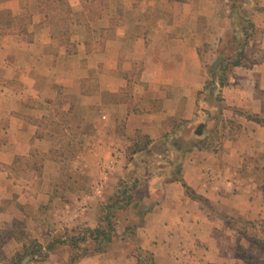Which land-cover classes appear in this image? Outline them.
<instances>
[{"label": "crops", "instance_id": "obj_1", "mask_svg": "<svg viewBox=\"0 0 264 264\" xmlns=\"http://www.w3.org/2000/svg\"><path fill=\"white\" fill-rule=\"evenodd\" d=\"M50 1L0 0V12L30 15L26 34H0V253L18 250L25 205L52 196L55 164L35 185L13 178L14 158L37 146L45 112L72 108L96 129L97 180L78 195L81 215L134 184L139 222L133 238L75 264H141L137 247L155 264L239 262L234 221L264 219V0H65L75 18L61 30ZM93 8L101 14L89 19ZM100 206L95 219L79 215L87 228L101 223Z\"/></svg>", "mask_w": 264, "mask_h": 264}, {"label": "rangeland", "instance_id": "obj_2", "mask_svg": "<svg viewBox=\"0 0 264 264\" xmlns=\"http://www.w3.org/2000/svg\"><path fill=\"white\" fill-rule=\"evenodd\" d=\"M92 1L96 6H99V4H103L104 6V4L107 5L111 0ZM58 3L54 2L55 6H58L61 10L62 7ZM93 9L97 10V8ZM57 11L59 10L53 12L52 17L56 30H61L62 26L59 25L60 19H62L60 24L66 21L65 18H67V23H73L71 20L75 17L71 13L65 14L64 11ZM96 12L91 13L95 14ZM12 17L13 15L9 16L8 12L1 11V25L11 24L13 22ZM80 19L83 20L84 18L78 17L77 20L79 21ZM66 30L69 37H77L79 35V31L75 26H72L71 29L67 27ZM88 33H91L90 30H88ZM87 36L91 40V35L88 34ZM67 45L70 44L67 43ZM96 47L98 48L99 46L97 44L94 46L91 41L87 44V48L89 49L94 50L97 49ZM93 83L94 81L90 84L93 85ZM74 100L71 98V101ZM50 114L54 115L59 122L52 120L53 118ZM45 115L47 117L37 122V128H39L42 136L38 138L40 141L33 149L39 152L37 159L44 157L43 163L46 160H50L51 163L55 164V169L47 172L50 174L49 179H45L48 184L51 181V200L48 203H38L37 207L35 203L34 208L31 207L33 203L25 205L23 209L21 208L25 217L23 220L15 221L13 224V229L17 227L18 244L20 245L18 250L12 249L7 251L6 254L4 252L0 253V264H6L13 256H16L17 261L21 262V264H67L72 251L67 246L68 238L79 236L88 227L87 222L79 216L82 213L81 209L86 207V203L77 200H79L78 195L91 193L94 182L97 180L96 174L94 175L96 160L93 153L90 152L96 137L94 123L83 120L81 127H76L78 124L76 120L79 118L77 109L72 111L66 109V111H63V109L56 108L53 112H45ZM95 115L96 112L94 110V117ZM32 160H34L33 157L23 156V159L14 165L11 174L15 179L30 178L33 180V184L41 185L44 177H37L34 175L36 174L34 171H27L26 169V164ZM42 172L41 176L43 175ZM88 205L89 208L81 216H87L88 214L93 219H95L99 207H101L100 205L105 206L100 201H94ZM121 216L124 225L130 215L123 212ZM234 222V226H240L241 233L244 232L249 237L259 238L264 241V219L258 218L254 221L242 220L241 222L235 220ZM253 245L242 238L234 252L235 256L239 258V262L236 264H264V252L258 254L259 250L254 248ZM50 246L51 250H47ZM86 246L91 249L92 245L87 244ZM39 249L43 253H37ZM74 252L78 254V251ZM93 255H90V258L93 259L97 256ZM92 259L88 258L82 262L83 264H101L95 262V260L88 261ZM120 264L133 263L129 260H123Z\"/></svg>", "mask_w": 264, "mask_h": 264}, {"label": "trees", "instance_id": "obj_3", "mask_svg": "<svg viewBox=\"0 0 264 264\" xmlns=\"http://www.w3.org/2000/svg\"><path fill=\"white\" fill-rule=\"evenodd\" d=\"M42 4L44 3L47 6L49 5L48 3H51L52 1L50 0H41ZM53 2H59L58 4L61 5V10L66 11L68 14L71 13V10L69 8V5L67 3V9L63 10V7L66 4L65 0H53ZM50 7V5L48 6ZM96 11V9H94ZM47 15L51 14V17H53V10L51 11H46ZM92 12V11H91ZM98 11L94 14H88L89 19H95L97 16H99L101 13ZM78 19V17L76 16ZM76 19V21H78ZM13 22L11 24L7 25H1L0 23V34H9V33H14V34H26V25L29 23L30 20V15L27 11L21 12L19 15L13 16L12 17ZM27 39L31 41V35L27 34ZM240 44V43H239ZM238 44V45H239ZM238 56H236L234 59L229 60V63L231 65H237L239 63ZM209 83L207 82V86ZM68 111H72V108H70ZM78 124L76 127H81L83 120L77 119L76 120ZM206 147V146H205ZM39 152L36 151L35 149H31L28 153V157H33L34 160H32L30 163L26 164V169L27 171H34L37 177H41V171H42V165H43V160L44 157L41 159H37V154ZM23 159V156H16L14 158V165L16 163H19V161ZM13 165V167H14ZM18 165V164H17ZM134 184L128 185V184H122L121 187H119L115 194L108 200V202L105 204L103 207V217L100 220L101 223L91 229V228H86L82 233L79 234V236H72L68 238L67 240V246L69 249H71V255L68 258L67 264H75L81 259H83L86 256H90L92 254L96 253H102L105 252V248L108 243L112 242L114 239L122 237H134L135 234L133 233L134 228L136 227L137 223L135 220V216L132 213L133 211L131 210L134 203L132 201L133 198V192H134ZM183 186L186 189V192H189V188L183 184ZM129 210V211H128ZM126 212L130 216L126 219L127 225L124 227L121 231L122 228V213ZM121 213V215H119ZM241 237L245 239V241H249V243L254 244L253 247L257 248L259 250L258 254L264 252V241L260 240L259 238H253L249 237L246 234L241 233ZM64 243V242H61ZM92 245L91 249L87 248L86 245ZM47 250H51V246L47 248ZM74 251H78L75 253ZM83 251V252H82ZM39 254L43 253L41 249L38 250ZM92 253V254H91ZM134 256L138 259V261L141 264H155L154 260L151 256L150 253L145 252L141 250L139 247H137L134 251ZM6 264H21V262L17 261L16 256H13L10 258Z\"/></svg>", "mask_w": 264, "mask_h": 264}]
</instances>
